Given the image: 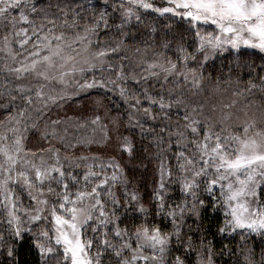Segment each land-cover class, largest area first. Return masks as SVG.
I'll use <instances>...</instances> for the list:
<instances>
[{
    "label": "snow or ice",
    "instance_id": "obj_1",
    "mask_svg": "<svg viewBox=\"0 0 264 264\" xmlns=\"http://www.w3.org/2000/svg\"><path fill=\"white\" fill-rule=\"evenodd\" d=\"M149 16L170 31L141 48ZM93 89L125 113L69 115ZM110 133L109 160L83 154ZM28 246L35 264H264V0H0V264Z\"/></svg>",
    "mask_w": 264,
    "mask_h": 264
},
{
    "label": "trees",
    "instance_id": "obj_2",
    "mask_svg": "<svg viewBox=\"0 0 264 264\" xmlns=\"http://www.w3.org/2000/svg\"><path fill=\"white\" fill-rule=\"evenodd\" d=\"M109 23L111 24V20L109 21ZM166 23H170V22H161L159 19H153L151 16L147 17V20L145 23H141L139 25H136L135 21H133L132 25H130L129 27L131 28V35L136 37L139 36L140 40H138L136 43L139 47L144 48L147 44H156L157 38L163 39L164 37V33L170 31V29L165 27ZM182 30V26L177 23L176 25L172 26L171 31H175V30ZM113 31H115V29H113ZM169 39H171L169 37ZM188 43H193L192 40H188ZM151 51V49H149V52ZM170 56L172 55L171 53H168ZM226 55V54H225ZM173 59H175L174 56H172ZM231 63L230 61H225L224 57H218L217 60L215 61L216 66H223V63ZM257 63H259V60L257 58ZM243 86V84L241 85ZM99 96L101 100H103L104 104L109 106V108L112 111V114L115 115L116 112V106L119 105V111L121 112V114H124L126 109L124 106L123 101L115 94H111V98L110 99H105V93L103 90L101 89H93L90 92L87 93H83L81 94V96L78 98L81 103L83 104V106H75L74 109L76 111H78V109L85 107L86 105H91L92 102L96 99V97ZM93 97V98H91ZM95 97V99H94ZM79 105V104H77ZM101 112H103V109L101 110ZM79 113V112H78ZM183 121H181L182 123ZM135 131V130H132ZM121 132H123L124 134H128L127 131H125V129L122 127L121 128ZM98 133V134H97ZM96 136L97 139H99L100 137V133L97 132ZM113 136V140L109 142V144L107 146H98L96 144H93L92 147L88 150L83 152L84 155H96L98 157H100L102 160L107 161L109 160L114 154H115V133H110ZM137 140H139V137H136ZM30 141L33 144V147L36 146V137H34L31 133H29V139L28 141H26V145L28 147H30ZM144 144H147L148 141H144ZM80 149H77V152H80ZM126 159V158H125ZM83 167L81 169H78V171H83ZM142 171V170H141ZM148 175H151V173L149 172ZM130 179H132V177L130 176ZM135 181H138L140 183H143L144 177H142L139 174V171L136 173L135 176ZM25 202H26V197L24 198ZM29 247H25V249L22 252V259H24L26 261V264H35V259H36V254L34 251H30Z\"/></svg>",
    "mask_w": 264,
    "mask_h": 264
},
{
    "label": "rangeland",
    "instance_id": "obj_3",
    "mask_svg": "<svg viewBox=\"0 0 264 264\" xmlns=\"http://www.w3.org/2000/svg\"><path fill=\"white\" fill-rule=\"evenodd\" d=\"M156 2L159 3V0H156ZM241 87H243V86H241ZM82 94H83V93H82ZM91 98H93V97H91ZM94 99H95V97H94ZM95 100H101V99H100L99 96H97ZM95 100H94V101H95ZM257 102L259 103V100H257ZM75 106H81V107H82L83 104H79V105H75ZM75 106H74V107H75ZM74 107H73L72 109H69V110H68V114H69V115H78V114H79L78 111H76V110L74 109ZM97 134H98V133H97ZM30 147H33V144H32L31 141H30Z\"/></svg>",
    "mask_w": 264,
    "mask_h": 264
}]
</instances>
